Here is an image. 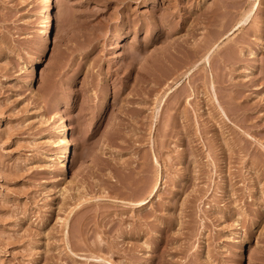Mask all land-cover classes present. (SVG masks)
Returning a JSON list of instances; mask_svg holds the SVG:
<instances>
[{
	"label": "rangeland",
	"instance_id": "1",
	"mask_svg": "<svg viewBox=\"0 0 264 264\" xmlns=\"http://www.w3.org/2000/svg\"><path fill=\"white\" fill-rule=\"evenodd\" d=\"M48 1L0 0V264H264V0Z\"/></svg>",
	"mask_w": 264,
	"mask_h": 264
},
{
	"label": "bare ground",
	"instance_id": "2",
	"mask_svg": "<svg viewBox=\"0 0 264 264\" xmlns=\"http://www.w3.org/2000/svg\"><path fill=\"white\" fill-rule=\"evenodd\" d=\"M41 2V1H40ZM48 0H42V12L44 14L45 20H47V5H48ZM42 16V15H41ZM51 18V17H50ZM52 19V18H51ZM44 21V20H43ZM42 22V21H41ZM45 22V21H44ZM59 118V117H58ZM69 127V126H68ZM57 130V131H56ZM55 131L58 133L57 135V140L61 141L58 142V144L60 143L59 147H58V159H57V164L59 166L63 165L66 155L68 153V143H67V138L65 137V132H64V124L63 122H61V120L59 119L58 124H57V129Z\"/></svg>",
	"mask_w": 264,
	"mask_h": 264
}]
</instances>
